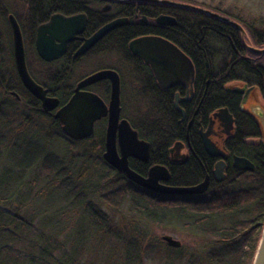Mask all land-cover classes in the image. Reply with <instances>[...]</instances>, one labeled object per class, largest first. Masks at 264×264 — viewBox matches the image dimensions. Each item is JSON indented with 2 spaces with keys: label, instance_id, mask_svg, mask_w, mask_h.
<instances>
[{
  "label": "trees",
  "instance_id": "obj_1",
  "mask_svg": "<svg viewBox=\"0 0 264 264\" xmlns=\"http://www.w3.org/2000/svg\"><path fill=\"white\" fill-rule=\"evenodd\" d=\"M94 2L95 0H24L26 20H23L22 13L11 8L8 0H0V25L9 27L7 17L4 19L2 17L5 12H12L21 26L24 37L29 34L36 53L34 45L39 24L48 20L53 13L65 15L83 11L90 13ZM187 2L236 20L245 28L246 34L242 35L234 25L198 10L151 3L159 10L177 17L178 22L175 26L157 28L156 32L166 36L192 60L196 97L183 107L185 121L178 122L181 113L175 109L168 92L161 96L162 91L152 83L143 89V94L148 97H145L146 103L144 102L147 110L139 115L138 119H129L139 135L150 142V158L148 163L130 160V166L144 175L146 168L151 164L169 165V148L174 141L186 139L188 133L189 139L193 142L194 155L180 167V174L177 177L172 174L171 183L187 186L201 182L206 174L211 175L214 160L203 149L196 125L187 130V122L197 107L199 115L204 120L215 109L226 107L236 119L235 132L229 139L227 148L231 155L245 156L255 161L256 169L249 171L231 167L223 181L212 182L208 192L201 196L185 193H180L179 196L160 195L149 190L104 160L105 120L96 122L95 131L89 138L76 140L63 131L59 119L42 110L40 100L24 87L12 51L9 75H5L3 71L5 64L0 63V145L7 140L11 141L6 136V131L15 134L16 139L13 145L4 146V149L0 150V155L6 154L8 147H12L14 151L19 149V152L14 155V160L10 161L11 168L3 170L0 176V187L9 193L5 195L4 192H0V264H85L81 262L80 254L86 246L84 242L86 235H81L84 230L81 228H85V233L89 235L87 232L90 230L89 227L93 228L95 232L93 236H97L100 241H104L107 234L117 238L118 242L113 246L111 253L114 258L120 257L119 252L124 248L125 257L121 264L141 262L142 256L153 245V237H150L147 229L139 223L138 219L143 217L160 222L175 219L192 227L193 231L201 229L215 238H210L209 242L205 241L200 251L190 252L191 257L186 264H252L264 223V146L247 142V138L260 136L261 129L251 116L240 110V95L227 91L226 85L238 81L255 86L264 97V54L254 53L249 48V45L264 47V18L246 16L229 9H221L219 6H209L191 0ZM139 3L143 2L130 0L122 5L132 9ZM149 29L150 27L143 28L147 31ZM132 30H134L132 26L118 29L119 33L115 34L114 40L117 43L123 42L122 39L131 35ZM63 61L46 62L56 65L49 82L40 81L31 72L37 82L50 87L53 93L60 96L61 102L67 100L66 90L70 85L65 87L64 83L70 79L73 71V65H70L66 72ZM13 90L21 93L22 101H16L10 94ZM20 105L28 107L27 113H20L18 109ZM17 114L23 118V122L14 126L12 115ZM34 118L41 119L43 123L39 126L33 125ZM33 129L44 135L47 145H54L57 140L64 142L65 149L61 154H64L65 158L51 145L36 151L22 149L19 141L32 136ZM74 149L80 150L74 152ZM96 164L101 167H97ZM34 166L45 168L52 176L38 192H46L48 188L64 192L63 195L51 196L50 204H47L49 201L44 195L38 197V192L34 195L35 199L49 207L62 198L70 204L73 212L79 213L80 225L75 228L77 236L74 234L71 239L68 254L55 255L56 248H52V244L50 248L49 244H40V247H37V254L31 250L26 254L24 247L20 246L29 240L37 212L26 209L22 213L17 207H4L17 196V193H19L17 197L26 198L32 192L30 188H26L28 192L24 194L21 189L28 187L27 173ZM74 166H77V169L73 170ZM126 197L132 200L131 209L137 212V216L129 218L123 216L120 223H117L101 207L105 204L117 209ZM70 199H73L72 202ZM96 202L100 205L96 206ZM53 213H55L53 219H48V215L45 223L56 228L61 220L57 219L59 215L57 211ZM249 213L254 214L253 217H244ZM237 215L242 217L234 219ZM224 217L227 219L226 224L219 225L222 219L225 220ZM66 238L68 240V237ZM29 245L32 248L34 246ZM165 248L179 259L187 254L186 248L181 245L166 244ZM112 264L120 263L118 259L117 261L113 259Z\"/></svg>",
  "mask_w": 264,
  "mask_h": 264
},
{
  "label": "rangeland",
  "instance_id": "obj_2",
  "mask_svg": "<svg viewBox=\"0 0 264 264\" xmlns=\"http://www.w3.org/2000/svg\"><path fill=\"white\" fill-rule=\"evenodd\" d=\"M181 2H187V0H176ZM195 3L200 4H206L209 6H219L221 9H229L235 13H242L246 16H253L256 18H264V0H191ZM24 0H8V4L11 8H13L15 11L22 13L21 19L26 20V14H25V7H23ZM12 12H5L3 14L2 19L8 16ZM8 20V18H7ZM3 21V20H2ZM8 26L0 25V63L5 64V68H3V71L5 75H9L10 72V64H11V46L9 43V36L12 40V32L11 27L8 22ZM24 45H25V51H26V59L27 63L30 68V72H32L35 77H37L42 82H49V77L52 74V72L56 69V65H50L46 62L42 61L34 52V49L31 44V38L29 37V34L24 37ZM108 51L97 54L94 52L93 54L86 57L81 62H78V64L73 67V71L71 74V77L69 80H66V83H64V86L68 87L74 84L79 78L84 76L90 71H93L99 67L103 66H114L117 69L122 72L123 77V92H122V102L124 106V116L128 117L130 119L136 120L139 118V115L144 114L147 110V106H145L144 102L146 103V98L143 93L144 87L136 81H132L131 77H133L129 72L123 70V63L121 60L120 53L115 52L116 54H108ZM239 82H230L227 86H235L240 85ZM97 91L103 95L106 94L104 86L97 87ZM22 91V90H21ZM19 92V91H18ZM20 93V92H19ZM21 94V93H20ZM142 96H141V95ZM106 96V95H105ZM254 107L256 108L257 112L264 113V97L260 91V89L257 87L254 90ZM107 97V96H106ZM144 98V99H143ZM27 106L20 105L18 109L20 110V113H27ZM30 114V113H29ZM28 114V115H29ZM32 114V113H31ZM13 122L12 125L18 126L23 122V118L17 114L12 115ZM32 117H35L34 115H31ZM34 122H32L33 125L39 126L43 122L39 118H34ZM35 128V126L33 127ZM5 129H3L4 131ZM2 131V132H3ZM33 135L26 138L24 141H19L21 143L22 149H31L32 151H36L39 149H42L46 147L47 144H45V137L41 134V132H37L34 129ZM6 136L10 138L11 141H6L4 144L0 145V150H3L4 146L13 145L16 135L10 133L9 131L5 132ZM64 142L61 140H57L54 145L48 144L47 146L51 145L59 152L60 155H62L65 158L64 154H61L64 152ZM50 146V147H51ZM80 149H74V152L79 151ZM7 153L4 155H0V176L3 174V170L6 168H11L10 161L14 160V155H16L19 152V149L12 150V147H8L6 150ZM16 159V158H15ZM68 158L66 157V160ZM97 167H101L99 164H96ZM77 169V166H74L73 170ZM51 175L49 172L41 167V166H34L28 173H27V179L26 184L28 187H24L21 190L26 194L28 191L26 188L31 189V193L26 198H20L17 197L19 193H17L13 199H11L8 203L4 205L5 208H10L11 206L17 207L21 209L22 213L27 209L30 212H37V216H35L34 221V227L31 230V233L29 234V240L26 243L21 244L20 247H24V252L26 254L30 253V250L33 251V253L36 252L37 254V247H40V244H52V248H56L54 250V254L59 256L62 254H68L69 249L71 248V239L73 238L74 234L75 237L76 232L75 228L79 227V216L78 212H73L72 208L69 203H66L65 200L58 199L57 202L52 203L49 205V207L42 205L39 200H36L35 194L44 187L48 183V181L51 179ZM243 183V182H239ZM241 185V184H239ZM0 192H4L5 195H9L8 192H6L2 187H0ZM64 192L58 191L53 188H48L46 192L40 191L38 192V197H42L44 195L45 199L49 201L51 196L55 195H63ZM73 199H70L69 201L72 202ZM46 202V200H45ZM51 201H49L47 204H50ZM97 203V202H96ZM44 204V203H43ZM132 200L129 197H126L123 201V203L117 208H111L104 204L103 207H101L104 211L108 212L116 221L117 223H120L121 217L125 216L127 218L131 216H137V212L131 209L132 207ZM96 206H99L100 204H95ZM46 208V209H45ZM62 208V209H61ZM53 211H57L59 215L57 216V219L61 223L56 227L51 226L47 223H45V220L47 216L49 215L48 219H53L55 216V213ZM254 214H246L244 217L251 218ZM61 217V219H60ZM227 217V216H226ZM222 219L219 225L226 224L227 219ZM242 216H234V219L241 218ZM138 219V217H137ZM140 220V225L144 226L150 237H153V245L150 250L146 251L142 256L141 262L136 261L134 264H186L188 261V258L191 257L190 252H198L200 251V248L204 246V242H209V239H215L211 234L204 233L201 231V229L197 231H193L192 227H189L185 225L183 222L177 221L175 219L172 220H166L164 222L156 221L153 219H148L146 217L138 219ZM51 222V221H50ZM83 226H86V222L83 223ZM53 229V231H52ZM83 230V233L81 235L85 236V249L80 254L81 256V262L86 263H93V264H112L113 259L119 260V263H123V258L125 257L124 248L121 250L120 257L114 258V256L111 253V250L113 246L116 245L117 238L115 236L107 234L104 241H100L97 239V236L94 237L93 228L89 227V235L85 233V228H81ZM165 234L172 235L175 239L181 241V246L186 248L187 254L182 258L179 259L175 257V254H172L170 252H167L165 245L166 242L162 240V236ZM68 237V240L67 238ZM70 239V240H69ZM147 242V241H146ZM29 244H34L33 248L30 247ZM38 245V246H36ZM37 248V249H36ZM24 254V253H23ZM54 255V256H55Z\"/></svg>",
  "mask_w": 264,
  "mask_h": 264
},
{
  "label": "flooded vegetation",
  "instance_id": "obj_3",
  "mask_svg": "<svg viewBox=\"0 0 264 264\" xmlns=\"http://www.w3.org/2000/svg\"><path fill=\"white\" fill-rule=\"evenodd\" d=\"M142 2L143 3H139L138 5L133 6L134 9L133 8L127 9L123 7L122 5V4H127V1L116 2V1H109V0H95V2L93 3V7L90 8V13H87L85 11L79 12V13H85L87 16L86 27L84 31L81 34H79L76 39L69 42L67 51L65 52L64 55H62L60 58L55 59L53 61L64 60L63 67L65 68L67 72L68 67L70 65H73V67H75L78 64V62H81L82 60H84L86 57L93 54L94 52H96L97 54H101V53L108 51L107 52L108 54H112V53L116 54L115 52L118 51V53H120L121 60L124 66L123 70L129 72L133 76L131 77V80L136 81V83L139 82L144 87V90H145V87L150 86L151 83L157 85V87L162 91L161 96H163L165 92H168L169 95H171L173 99V104L175 106V109L181 113V118L178 120V122L185 121L186 114H185V110L183 107L188 105L190 102H192L196 97L195 73H194L193 62L189 58V56H187L181 49L177 51H173V50H170L169 48L162 47L161 45L158 44V42L154 41L158 38H163L165 40L170 41L166 36L156 31L159 28H166V27L172 26V25H159L156 23V18L162 14L173 16L176 19L177 17L171 13L161 11L159 10V8L154 7L153 5H151V3L153 2H145V1H142ZM143 11H145V13ZM73 14H76V13H73ZM144 17H146V19H144ZM117 18H124L125 21H123L121 25H119L118 27L109 31L103 37H101L87 52H85L84 54L75 56V52L84 43L86 38H89L102 26L106 25L107 23ZM48 20H46L45 22H47ZM126 26H132L134 30H132L131 35L122 39L123 42L117 43L114 40L116 39L115 34L119 33L117 30L122 29ZM144 27H150L149 29L150 31L143 30ZM152 28H156V29H152ZM34 47L36 50L35 45ZM12 50H13V40H12ZM39 58L42 59L41 57ZM45 62H48V61H45ZM28 69H29V66H28ZM101 69H114L118 72L119 77H120V97H121V116L120 118L121 119L126 118L130 122L132 128L138 132V130L133 127L130 119L124 116V112H123L124 106L122 102L123 77H122V72H120V70L114 66L99 67L93 71L88 72L81 78H79L74 84L70 86V88H67L66 90L67 100L65 102H61L60 96L56 95V93H53L50 87L44 86V85L43 86L46 89H48V95L57 96L60 99V105H59L60 107L61 105L65 104L73 96V94L75 93V88L77 84L79 83V81L84 79L86 76L96 71H99ZM238 84H240L238 86L245 85V83H242V82H239ZM101 85L104 86L105 92H106L105 95L107 97L97 91L98 89L97 87ZM227 85H226L227 91H230L228 90V88H233L237 86V85L235 86H227ZM246 85L247 87H251V86H248V84ZM256 88L257 87L254 86V88L250 91V93L246 97V101H244L246 91H247L246 89L243 92H235V91H230V92H234L240 95L241 97V100L239 103L240 110L248 114L249 116H251L256 121V123L259 125L261 129L260 136L247 138L246 139L247 142L254 143V144H263L264 146V113L257 112L253 104L254 103L253 94ZM81 89L97 93L104 99L106 103H108L110 94H111V81L109 79H102L91 85L82 87ZM13 91H10V94L14 96L15 100L22 101L21 94L17 91H14L15 94H13L12 93ZM176 100H179L178 104L181 108H183L184 114L181 110L177 108ZM57 109L51 112H47V113L54 116V113L56 112ZM225 109L227 110V112L225 111ZM100 120H105L106 126H107V117H103ZM190 122H191V125L189 126ZM194 125H196L197 127V132L202 141L201 144L203 146V149L205 150L207 155H209L214 160L213 168L211 170V175L206 174L202 180L204 181L208 177L209 186L207 190L203 193L191 194L195 196H201L208 192L212 182L223 181L227 176L228 169L233 167L237 170H240L234 167L233 158L235 155H231V153L229 152L227 148L228 141L235 132L236 119H235L234 114L231 113L228 110V108L220 107L212 111L209 115H207L206 119L204 120L199 115V107H197L195 108L190 118L188 119L187 130H189ZM95 127H96V123H95ZM202 132H205L208 134V136L211 138L212 142L214 143L215 147L219 151L226 153L227 158H224L222 156H212L206 151L203 138H202ZM138 138L140 140L147 141L146 139L142 138L139 135V133H138ZM150 151H151V144L149 147V154H150ZM192 155H194L193 142L189 139V135L187 133L186 139L174 141L171 147L169 148V159H170L169 165H165L163 163L151 164L146 168V172L144 175L148 176L149 173L161 175L160 182L163 184L170 185V186H186V185L172 184L171 177L173 173H174V176L176 177L178 176V174H180V167L184 165L187 161H189ZM130 160H136L139 162H143L140 159L136 157H132V156L129 157V161ZM148 162H143V163H148ZM252 162L255 164V168H254L255 170L257 167V164L255 161H252ZM171 167H172V171H171ZM215 170L219 171L218 175L215 173ZM223 175H224V179L219 181L218 177H221ZM187 186H192V185H187ZM157 193L160 195L169 194V193H164V192H157ZM179 195L180 193L172 194V196H179Z\"/></svg>",
  "mask_w": 264,
  "mask_h": 264
},
{
  "label": "water",
  "instance_id": "obj_4",
  "mask_svg": "<svg viewBox=\"0 0 264 264\" xmlns=\"http://www.w3.org/2000/svg\"><path fill=\"white\" fill-rule=\"evenodd\" d=\"M109 1L125 2L130 0ZM138 1L169 4L198 10L230 23L238 28L242 35L246 34L245 28L236 20L203 6L176 0ZM144 19H146V17H144ZM8 21L12 32L15 66L23 85L33 96L40 100L44 112H51L57 109L60 105V99L57 96L48 95V89L38 83L29 72L23 33L17 18L14 14L10 13ZM86 21L87 16L85 13L65 15L58 12L51 15L47 22L39 24L36 29L35 39L36 51L39 57L50 62L64 55L67 51L69 42L76 39L78 35L84 31ZM123 21H125L124 18H117L102 26L92 36L85 39L84 43L75 52V56L87 52L101 37L121 25ZM156 23L159 25L173 26L176 25L177 19L173 16L162 14L156 18ZM154 41L170 50H179L173 42L163 38H158ZM249 48L254 53L264 54V47L249 45ZM102 79H109L111 81V94L108 103L97 93L81 89L82 87L91 85ZM253 88L254 86L247 87L245 84L243 86L228 88V90L243 92L246 89L247 91L244 99V101H246L247 95ZM12 93L15 94L14 91ZM178 101L179 100H176V106L184 114V110L179 106ZM225 111L227 112L226 109ZM120 116V77L118 72L114 69H101L79 81L73 96L54 113V117L61 122L63 131L76 140L89 138L95 131V123L103 117H107L103 158L108 164L118 171L125 173L128 178L137 184L155 192L169 194H198L207 190L209 186L208 177L201 183L192 186H170L160 182L161 175L149 173L148 176H145L134 170L129 164V157H136L143 162H148L150 158V143L145 140H140L138 138V132L132 128L130 122L126 118L121 119ZM190 125L191 122L189 123V126ZM202 138L205 149L209 154L227 158V154L219 151L215 147L207 133L202 132ZM233 165L240 170L252 171L255 168V164L249 158L238 155L234 156ZM218 172V170H215L217 175ZM222 179H224V175L218 177L219 181ZM162 240L171 246L181 245L180 240L175 239L169 234L163 235ZM252 264H264V223Z\"/></svg>",
  "mask_w": 264,
  "mask_h": 264
}]
</instances>
